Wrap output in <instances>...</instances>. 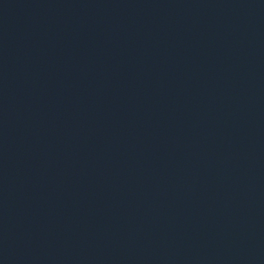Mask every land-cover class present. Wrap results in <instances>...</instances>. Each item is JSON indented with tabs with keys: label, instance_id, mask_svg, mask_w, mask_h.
Instances as JSON below:
<instances>
[{
	"label": "water",
	"instance_id": "water-1",
	"mask_svg": "<svg viewBox=\"0 0 264 264\" xmlns=\"http://www.w3.org/2000/svg\"><path fill=\"white\" fill-rule=\"evenodd\" d=\"M0 264H264V0H0Z\"/></svg>",
	"mask_w": 264,
	"mask_h": 264
}]
</instances>
